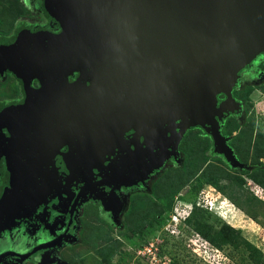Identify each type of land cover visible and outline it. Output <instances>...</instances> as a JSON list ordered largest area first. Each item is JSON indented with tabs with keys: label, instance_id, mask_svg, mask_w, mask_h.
Wrapping results in <instances>:
<instances>
[{
	"label": "water",
	"instance_id": "95a60500",
	"mask_svg": "<svg viewBox=\"0 0 264 264\" xmlns=\"http://www.w3.org/2000/svg\"><path fill=\"white\" fill-rule=\"evenodd\" d=\"M44 6L58 34L26 30L0 42V74H14L26 91L22 105L0 114V162L6 158L10 172L0 230L65 186L54 159L67 143L78 149L57 155L67 163L71 154L87 160L83 169L70 167L72 179L92 175L95 162L124 144L132 159L122 170L112 167L122 178L145 156L159 168L189 129L207 127L215 152L244 168L218 120L239 108L232 92L240 73L264 54V0H44ZM133 129L136 139L124 140ZM140 134L162 137V146L142 151ZM57 136L63 141L54 145Z\"/></svg>",
	"mask_w": 264,
	"mask_h": 264
},
{
	"label": "flooded vegetation",
	"instance_id": "af4514ba",
	"mask_svg": "<svg viewBox=\"0 0 264 264\" xmlns=\"http://www.w3.org/2000/svg\"><path fill=\"white\" fill-rule=\"evenodd\" d=\"M27 4L44 13L47 25L45 24L44 27L30 23H22L16 29L17 31L21 28V32L18 36L26 30L33 33L47 31L54 34H58L61 31V28L53 18L58 28L52 26V22L49 20L51 17L48 16L45 11L44 0L43 10L34 4L33 0H28ZM39 28L48 29L36 30ZM51 29L54 32H52ZM57 29H59V31H57ZM13 37L14 35L12 38ZM15 40L16 39H14V41ZM4 73H6V76H13L19 82L22 87L23 98L18 102L7 104L0 103V108L4 107L8 109L13 106L22 105L26 100V91L23 81L10 72ZM76 76L77 75L70 76V81H74ZM253 79L254 81L256 80V86L260 87L258 89L262 95V104H264V54H261L250 66L246 67L240 73V79L232 92L233 98L237 104H239V108L225 113L224 116L218 120L221 135L228 139L227 143L233 150L234 147L231 138L225 134L224 129L231 121L235 120L242 122L245 120V115L249 113L250 105H248V103L250 102L241 99L239 96L243 92L242 90L248 88L249 91L251 90L247 85L251 80L253 81ZM31 86L34 89H39L40 83L37 80H33ZM250 96L252 97L250 92H248V97ZM226 98L225 95H220L219 101L223 102ZM258 115L264 117V108L262 109L261 107V112H258ZM60 129H63L62 132H65L64 128ZM195 130L201 133L203 138H207L210 141L212 153L214 155H219L214 152V139L212 135L207 132V127L197 126L189 129L184 134L177 145V154L166 158L159 168L152 166V156H145L135 163L137 167L136 171L132 173V167H128L126 173H123L124 175H122V178H120L119 173H115L114 168L117 167L122 170L132 159L127 155L129 152L123 147L124 144H117L113 151L109 150L110 153L102 157V161L95 162L92 175L84 171V178L77 177V179L70 178L72 175L70 167L83 169L87 167V160L84 159L83 156H76L77 161L79 158V164L75 165L77 161L73 160L71 154L72 159L67 163L61 155L57 154H70V151L72 152L78 148L68 143L63 145L59 149L60 151H56L54 164L55 170H57L65 186L60 189L61 192L58 191L48 196L46 202L40 203L36 209L31 210L29 214L19 218L20 220L14 222L12 226L0 230V264H82L87 259L89 253L86 250L81 252V245L87 244V241H84V237L85 234H90L88 233V229L110 234L109 240L107 237L101 235V244L98 250L94 254H90L96 256V260L99 264H125L130 260L135 261L137 256L141 254H143V256H141L142 258L145 257L147 253L139 250H150L147 246L149 243L146 238L148 237V231L150 233V226L153 224H151V220L142 222L141 219H138L139 217L136 216V211L139 208H145L144 203H141V198L142 196H151L156 203L160 204V201L157 200L152 193L164 191V178L161 175L164 173L165 167L170 163H180L179 159L183 154L182 145L186 137ZM59 133L60 132L57 130V134ZM148 133L151 135V132ZM156 133L163 135V133H159L158 131ZM136 134H138L136 129L129 130L124 135V140H130L133 136L135 138ZM140 135L141 138L138 139L143 146L142 151H150L152 153L156 152L162 146L163 142H160L162 137L153 139L149 135ZM249 136L248 138L251 139V142L254 137L253 143L255 144H257V142H264V131H259V133L256 132L255 136ZM58 137L59 136L56 138L54 137V145L63 141ZM107 146V144L99 145L96 149L102 151V149H105ZM118 146H120L121 150ZM134 149L135 146L130 145V150L132 151ZM169 151L172 152V148H170ZM234 153L238 161L244 165L242 169L247 170L250 168L241 161L235 150ZM122 155L127 158H120ZM221 158L227 165L229 164L223 156H221ZM208 165L209 163L205 167H208ZM112 167L114 168L112 169ZM115 175H118L117 178H115L116 180L113 178ZM9 184V166L7 159L4 158L0 162V200ZM213 188L219 193L215 187ZM190 190L191 188L189 186L186 187L181 192V196L187 195ZM209 193V190H201L196 203H190L188 205H193L195 206L194 208L202 206V203H205L207 198L210 197ZM53 195L56 196L53 197ZM162 208H164V206ZM161 210L162 214L164 209ZM160 215H156V217L160 218ZM154 225L156 226L157 222H154ZM240 234L239 236L241 237L242 235ZM124 240H128L130 244L128 248L122 251L126 243ZM162 247L163 244L160 245L159 248H156V250H158L157 254L161 253L160 249L162 250ZM85 252L86 254L82 256L81 253ZM123 255L125 263L122 261ZM132 255H136L134 259L131 257Z\"/></svg>",
	"mask_w": 264,
	"mask_h": 264
},
{
	"label": "rangeland",
	"instance_id": "374dc122",
	"mask_svg": "<svg viewBox=\"0 0 264 264\" xmlns=\"http://www.w3.org/2000/svg\"><path fill=\"white\" fill-rule=\"evenodd\" d=\"M27 1L0 0V34L12 38L22 23L39 26L47 23L44 13L30 7ZM249 84L247 86L251 90L244 89L245 91L242 90L239 96L250 102L249 113L242 122L235 120L229 122L224 131L231 138L234 150L241 161L250 168L244 170L240 167L233 168L230 164L228 166L221 158L223 155L212 153V145L207 138H203L197 130L192 131L182 145L183 154L179 159L180 163L168 164L161 175L164 178V191L152 193L160 204L151 196H142L141 203H144L145 208L136 211L138 219L142 222L151 220L153 224L146 238L150 250H139L147 253L146 256L142 258L143 254H141L135 261L130 260L126 263L123 255V263L258 264L251 261L245 247L235 249L215 239L216 233L223 225L236 229L239 234L242 233L241 242H248L259 249L264 262V193L260 187L254 188V182L264 185V149L262 144L253 143L254 137L252 142L248 138L249 135L255 136L256 132L264 131V117L258 115L264 104L256 80H251ZM248 92L252 97H248ZM22 98V87L13 76L0 78V103L18 102ZM208 163V167H205ZM188 186L191 188L190 192L181 196L183 189ZM215 186L218 187L220 194L213 190ZM201 190L210 191V198H207L208 202L206 200L204 204L207 205L208 212L199 210L195 214L192 213L190 220L185 222L179 216V208L191 207L187 211L193 209L195 206L188 204L196 203ZM161 209H164L162 214ZM156 215H160V218ZM194 221L201 225L197 227ZM154 222H157L156 226ZM206 231L213 241L203 235ZM88 233L90 234H85L84 237L87 244L81 245V252L86 250L89 253L82 264H99L96 256L90 254L98 250L101 244L100 236L103 235L109 240L110 234L93 229H88ZM124 241L126 243L122 251L130 244L128 240ZM162 244L164 250L160 249L161 253L157 254L156 248ZM81 254L84 256L86 252Z\"/></svg>",
	"mask_w": 264,
	"mask_h": 264
},
{
	"label": "trees",
	"instance_id": "16d2710c",
	"mask_svg": "<svg viewBox=\"0 0 264 264\" xmlns=\"http://www.w3.org/2000/svg\"><path fill=\"white\" fill-rule=\"evenodd\" d=\"M33 3L34 4H36L40 9H42L43 10V0H33ZM49 20L52 22V26H55V28L57 27V25H56V23H55V21L52 19V18H49ZM58 28V27H57ZM21 29V28H20ZM20 29H18L17 31H16V33L14 34V37L13 38H10V37H7L6 35H4V34H0V42L1 41H3V40H6V39H9V41L10 42H13L14 41V39H16V37L18 36V34L21 32V30ZM46 29H48V28H39V29H36V30H46ZM52 30V29H51ZM57 31H59V29H57ZM52 32H54L53 30H52ZM6 76V73H1L0 74V78H4ZM5 110V108L3 107V108H0V114L3 112ZM257 144H262V148L264 149V142H257ZM260 147V146H259ZM258 147V148H259ZM214 152H215V150H214ZM216 153V152H215ZM217 154V153H216ZM259 159V158H258ZM258 162V161H257ZM257 162H256V164H257ZM259 163V162H258ZM257 169H259V168H257ZM254 188L256 189V188H258V187H260L261 188V190H263L264 191V185L262 186V185H260L259 183H256V182H254ZM215 188L218 190V187H216L215 186ZM5 194V193H4ZM4 196V195H3ZM3 196H2V198H3ZM2 198H1V200H2ZM1 200H0V202H1ZM189 208H191V207H189ZM188 207H186V209H185V207H180L179 208V216L185 221V222H188L189 220H190V218H191V216H193V214H195L197 211H201V210H204V211H207V208H205L204 207V205H202V206H200V207H198V208H193V209H191V210H188L187 211V209H189ZM197 209V210H196ZM196 210V211H195ZM208 212V211H207ZM181 213H183L184 215H182ZM193 213V214H192ZM192 214V215H191ZM17 220H20V219H17ZM16 220V221H17ZM15 221V222H16ZM194 223H195V225L198 227V226H200L201 225V223H199V222H195L194 221ZM13 225V224H12ZM11 225V226H12ZM4 230V229H3ZM185 230V229H184ZM211 230H208V232H210ZM208 232L206 231V232H203V235L206 237V238H208L209 240H212L213 241V239H212V237L208 234ZM215 239L218 241H222L223 242V244H227V245H229V246H231V247H233V248H239V247H241V246H243V247H245L246 248V250L248 251V253H249V256H250V259H251V261H253L254 263H258V264H264V262H262V260H263V255H262V253H261V251H259V249H257L256 247H254L253 245H251V244H249L248 242H245V241H243V242H241V238H240V236H239V232L236 230V229H233V228H230L229 226H227V225H223L220 229H219V231H218V233H216V235H215ZM217 243V242H216ZM219 246H221V245H219ZM162 249H164V247H162ZM134 256H136V255H134ZM134 256L132 255L131 257L132 258H134Z\"/></svg>",
	"mask_w": 264,
	"mask_h": 264
},
{
	"label": "built area",
	"instance_id": "2783aa9c",
	"mask_svg": "<svg viewBox=\"0 0 264 264\" xmlns=\"http://www.w3.org/2000/svg\"><path fill=\"white\" fill-rule=\"evenodd\" d=\"M213 190H215L214 188H213ZM261 190V189H260ZM263 193H264V191L263 190H261ZM210 198V197H209ZM206 202V201H205ZM207 202H208V200H207ZM202 205H204V203H202ZM204 207H206L205 205H204Z\"/></svg>",
	"mask_w": 264,
	"mask_h": 264
},
{
	"label": "clouds",
	"instance_id": "9594fccd",
	"mask_svg": "<svg viewBox=\"0 0 264 264\" xmlns=\"http://www.w3.org/2000/svg\"><path fill=\"white\" fill-rule=\"evenodd\" d=\"M204 204H206V202ZM205 206H206V208H208L207 205H205Z\"/></svg>",
	"mask_w": 264,
	"mask_h": 264
}]
</instances>
